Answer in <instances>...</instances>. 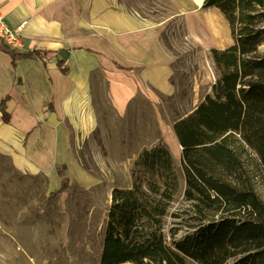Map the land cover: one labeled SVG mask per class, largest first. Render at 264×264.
<instances>
[{
    "label": "trees",
    "instance_id": "16d2710c",
    "mask_svg": "<svg viewBox=\"0 0 264 264\" xmlns=\"http://www.w3.org/2000/svg\"><path fill=\"white\" fill-rule=\"evenodd\" d=\"M201 8L221 13L233 43L211 49L210 94L171 126L181 147L185 205L170 211L179 181L167 146L144 149L131 187L111 191L97 264H264V202L232 145L248 147L264 169V0H203ZM7 52L12 64L39 57ZM166 217L175 220L168 237Z\"/></svg>",
    "mask_w": 264,
    "mask_h": 264
},
{
    "label": "rangeland",
    "instance_id": "374dc122",
    "mask_svg": "<svg viewBox=\"0 0 264 264\" xmlns=\"http://www.w3.org/2000/svg\"><path fill=\"white\" fill-rule=\"evenodd\" d=\"M118 1L158 27L172 59L169 83L173 92L163 95L142 86L120 114L104 86L94 89L96 126L70 143L86 172L85 182L65 178L61 192L52 190L45 176L22 174L7 157L0 156V264H97L111 191L131 187L135 161L158 142L170 151L179 181L170 211L185 205L180 155L175 158L171 153L159 121L172 129L174 120L189 114L210 94L216 78L210 51L229 47L233 39L217 9L198 10L186 19L184 10L195 6L191 0ZM232 145L264 202V169L258 157L241 142ZM173 221L170 217L164 220L167 237ZM182 233L179 230L176 237Z\"/></svg>",
    "mask_w": 264,
    "mask_h": 264
},
{
    "label": "crops",
    "instance_id": "0c3cea01",
    "mask_svg": "<svg viewBox=\"0 0 264 264\" xmlns=\"http://www.w3.org/2000/svg\"><path fill=\"white\" fill-rule=\"evenodd\" d=\"M0 17L9 28L26 22L16 53H39L12 64L13 49L0 40V102L9 115L3 123L0 112V156L22 174L45 176L52 190L65 178L85 182L70 143L96 126L94 89L104 86L120 114L142 86L173 92L158 27L118 0H0Z\"/></svg>",
    "mask_w": 264,
    "mask_h": 264
},
{
    "label": "built area",
    "instance_id": "2783aa9c",
    "mask_svg": "<svg viewBox=\"0 0 264 264\" xmlns=\"http://www.w3.org/2000/svg\"><path fill=\"white\" fill-rule=\"evenodd\" d=\"M26 22L20 23L15 28H9L0 17V40L12 49L22 47V29Z\"/></svg>",
    "mask_w": 264,
    "mask_h": 264
},
{
    "label": "bare ground",
    "instance_id": "6f19581e",
    "mask_svg": "<svg viewBox=\"0 0 264 264\" xmlns=\"http://www.w3.org/2000/svg\"><path fill=\"white\" fill-rule=\"evenodd\" d=\"M192 2L200 7L203 3V0H192ZM159 126L161 129L164 131V139L166 142L169 144L171 153L175 158H179V153H180V145L178 144V141L172 131V129L168 126H165V124L160 120L159 121Z\"/></svg>",
    "mask_w": 264,
    "mask_h": 264
},
{
    "label": "water",
    "instance_id": "95a60500",
    "mask_svg": "<svg viewBox=\"0 0 264 264\" xmlns=\"http://www.w3.org/2000/svg\"><path fill=\"white\" fill-rule=\"evenodd\" d=\"M180 150H181V147H180Z\"/></svg>",
    "mask_w": 264,
    "mask_h": 264
}]
</instances>
